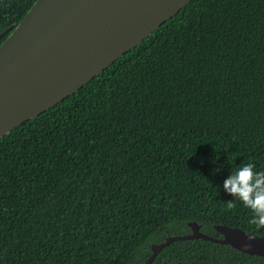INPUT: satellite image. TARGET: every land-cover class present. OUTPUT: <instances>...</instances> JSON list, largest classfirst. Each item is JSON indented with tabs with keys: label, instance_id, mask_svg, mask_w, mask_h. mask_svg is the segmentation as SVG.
<instances>
[{
	"label": "trees",
	"instance_id": "obj_1",
	"mask_svg": "<svg viewBox=\"0 0 264 264\" xmlns=\"http://www.w3.org/2000/svg\"><path fill=\"white\" fill-rule=\"evenodd\" d=\"M35 1H1L0 32ZM247 162L264 170V0H191L0 137V264H144L190 221L213 237L215 224L264 236L221 186ZM150 264L264 257L196 238Z\"/></svg>",
	"mask_w": 264,
	"mask_h": 264
},
{
	"label": "water",
	"instance_id": "obj_2",
	"mask_svg": "<svg viewBox=\"0 0 264 264\" xmlns=\"http://www.w3.org/2000/svg\"><path fill=\"white\" fill-rule=\"evenodd\" d=\"M3 0H0V2ZM191 0H36L0 44V137L75 93ZM152 243L144 264L176 240L201 238L264 257V236L215 224Z\"/></svg>",
	"mask_w": 264,
	"mask_h": 264
},
{
	"label": "clouds",
	"instance_id": "obj_3",
	"mask_svg": "<svg viewBox=\"0 0 264 264\" xmlns=\"http://www.w3.org/2000/svg\"><path fill=\"white\" fill-rule=\"evenodd\" d=\"M221 186L250 210L249 223L264 226V170H257L252 162L240 164L230 171Z\"/></svg>",
	"mask_w": 264,
	"mask_h": 264
}]
</instances>
